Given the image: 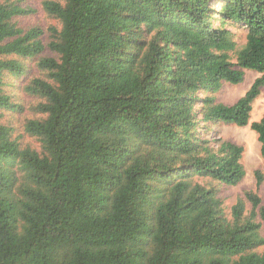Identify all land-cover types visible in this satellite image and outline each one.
<instances>
[{"label": "trees", "instance_id": "16d2710c", "mask_svg": "<svg viewBox=\"0 0 264 264\" xmlns=\"http://www.w3.org/2000/svg\"><path fill=\"white\" fill-rule=\"evenodd\" d=\"M21 1L0 2V264H264L263 198L219 192L245 149L205 133L250 125L264 158V0H42L48 27Z\"/></svg>", "mask_w": 264, "mask_h": 264}, {"label": "rangeland", "instance_id": "374dc122", "mask_svg": "<svg viewBox=\"0 0 264 264\" xmlns=\"http://www.w3.org/2000/svg\"><path fill=\"white\" fill-rule=\"evenodd\" d=\"M4 0H0L2 2ZM23 4H30L34 6L37 12L33 15L34 18H25V23H40L45 27L50 25H58L56 19L51 18L47 15L42 7V0H22ZM242 31H237V35H242ZM242 42V41H240ZM260 73L255 70H246L245 79L240 84H225L220 90L218 96L219 99L225 103H233L239 97H241L250 87L252 82L258 77ZM7 114L4 118H11V113L6 111ZM264 112V88L261 91L260 96L253 104L251 121L259 120ZM17 117V115H15ZM17 123V120H12ZM210 128L205 130L208 136L216 140H230L244 147L243 163L246 168L245 178L235 186H222L219 189L220 194L223 196L227 211H230L232 205L238 200L239 197H244L245 191L257 190L264 201V181L261 186L257 189V177L256 170L262 171L264 174V158L260 152V142L257 138L256 132L247 126H238L235 124H211ZM205 182V181H204ZM264 234V229H263ZM264 250V246L260 248Z\"/></svg>", "mask_w": 264, "mask_h": 264}]
</instances>
